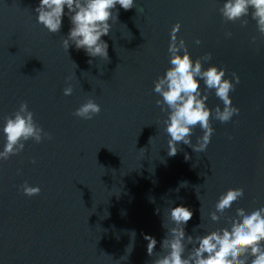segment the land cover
Returning <instances> with one entry per match:
<instances>
[{
    "label": "water",
    "instance_id": "95a60500",
    "mask_svg": "<svg viewBox=\"0 0 264 264\" xmlns=\"http://www.w3.org/2000/svg\"><path fill=\"white\" fill-rule=\"evenodd\" d=\"M39 2L0 0V151L4 117L24 101L52 135L0 161V264H153L166 228L174 226L171 208L192 210L185 231L195 237L229 227L238 208L264 207V36L251 16L246 27L225 23L219 12L225 0H136L130 11L117 5L119 18L114 13L103 37L105 60L74 45L65 50L69 18L61 32L50 33L38 22ZM178 22L193 60L211 53L205 68H227L225 78L233 82L232 73L239 75L230 95L240 113L228 123L216 120L215 107L223 103L212 90L207 104L215 132L207 150L181 143L170 157L168 114L156 104L162 97L154 81L171 66L168 48ZM69 83L74 92L65 96ZM90 97L100 114L75 117ZM202 135L197 126L192 142ZM25 181L41 193L24 195ZM240 187L244 196L212 221L220 195ZM146 235L157 240L153 256Z\"/></svg>",
    "mask_w": 264,
    "mask_h": 264
},
{
    "label": "clouds",
    "instance_id": "9594fccd",
    "mask_svg": "<svg viewBox=\"0 0 264 264\" xmlns=\"http://www.w3.org/2000/svg\"><path fill=\"white\" fill-rule=\"evenodd\" d=\"M117 5L125 11H130L136 8V0H40L35 12L38 13V22L52 34L61 32L64 17L69 18L71 28L62 42L65 50L68 51L74 45L77 51L84 50L85 54L93 59L100 57L109 60V45L103 37L110 35V21L114 13L115 18H119ZM219 12L225 23L240 21L242 27L248 25L246 17L251 16V19L256 21L258 32L264 36V0H225ZM180 29L181 23L178 22L171 31L168 48L171 66L154 81V92L162 97L156 104L162 112L168 114L163 123L170 136V157L178 153V144L181 143L192 148L194 152L202 153L207 150L215 132L211 123L213 109L207 104L208 93L212 90H215V95L223 103V108L220 105L215 107L216 120L228 123L234 115L240 113V108L233 104L230 95L241 82L239 75L232 73L235 81L233 82L232 78H225L227 68L216 65L205 68V62L212 59L211 53L193 60L186 41L178 37ZM232 35L230 31L225 33L227 38ZM251 42L256 44L257 37L253 36ZM195 43L200 45L202 41L197 39ZM92 62V59L88 61L89 64ZM66 79L70 81L72 77ZM201 81L206 86L204 90L201 88ZM63 92L65 96H71L74 92L72 84L69 83ZM101 111V106L90 97L73 115L92 120ZM4 120L3 133L6 136V144L0 151V161H7L12 156L19 155L30 140L39 144L45 139H52L51 133L46 132L37 122L35 113L29 109L27 101L20 103L19 108L4 117ZM197 126L202 129L203 135L198 137L194 144L192 136ZM185 159L190 157L185 154ZM32 163H36L35 159ZM183 185H187V182H182L180 186ZM21 189L28 197L41 193L40 187L30 186L27 181L21 185ZM244 194L243 187L230 188L222 193L215 204V210L210 213L211 220L219 222L221 216ZM159 211L158 208L157 213ZM192 217V210L183 205L170 209V220L174 226L166 228L168 231L161 245L162 254L153 264H264V207L251 212L238 208L236 215L228 218L229 227L195 237L187 235L185 231ZM132 235L134 238L135 233ZM145 239L149 241L147 253L153 256L157 240L147 235ZM189 245L192 246L191 251H188Z\"/></svg>",
    "mask_w": 264,
    "mask_h": 264
}]
</instances>
